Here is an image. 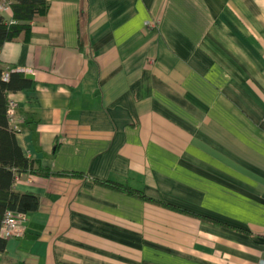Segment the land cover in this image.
I'll return each mask as SVG.
<instances>
[{"label":"crops","instance_id":"1","mask_svg":"<svg viewBox=\"0 0 264 264\" xmlns=\"http://www.w3.org/2000/svg\"><path fill=\"white\" fill-rule=\"evenodd\" d=\"M47 1L0 48L33 74L13 122L51 170L18 177L41 204L0 264H259L264 0Z\"/></svg>","mask_w":264,"mask_h":264},{"label":"trees","instance_id":"2","mask_svg":"<svg viewBox=\"0 0 264 264\" xmlns=\"http://www.w3.org/2000/svg\"><path fill=\"white\" fill-rule=\"evenodd\" d=\"M13 11V19H6L0 8V48L7 41L26 40L33 22L45 21L49 3L47 0H5ZM3 0H0V5ZM35 88V79L27 76L24 70L7 64L0 59V253L7 250L8 239L1 236V227L8 214L28 216L39 209V194L22 191L16 187L18 177L23 174L49 175V166H41L29 157L17 139L18 129L9 115L11 91ZM53 173V172H52ZM65 175H79L78 172H57ZM113 187H123L131 194L140 193L119 181L99 180ZM27 231V229H26ZM26 234V232H25ZM24 234V236H25Z\"/></svg>","mask_w":264,"mask_h":264},{"label":"built area","instance_id":"3","mask_svg":"<svg viewBox=\"0 0 264 264\" xmlns=\"http://www.w3.org/2000/svg\"><path fill=\"white\" fill-rule=\"evenodd\" d=\"M9 4L5 0L0 5V8L5 9L8 8ZM150 25H155L156 21L151 20L148 21ZM15 102L11 101L10 103V109H9V115H14V107ZM27 229V218L25 216H13L11 214H8L2 224L1 227V236L4 238H11L15 236V233H18V235L25 234ZM259 264H264V258H262L259 261Z\"/></svg>","mask_w":264,"mask_h":264},{"label":"rangeland","instance_id":"4","mask_svg":"<svg viewBox=\"0 0 264 264\" xmlns=\"http://www.w3.org/2000/svg\"><path fill=\"white\" fill-rule=\"evenodd\" d=\"M27 227H28V224H27ZM14 235H15V236H18V237H22V236H24V234H22V235H18V233H15ZM260 260H261V259H260ZM260 260H259V261H260Z\"/></svg>","mask_w":264,"mask_h":264},{"label":"water","instance_id":"5","mask_svg":"<svg viewBox=\"0 0 264 264\" xmlns=\"http://www.w3.org/2000/svg\"><path fill=\"white\" fill-rule=\"evenodd\" d=\"M27 76H28V77H33V74L30 73V72H28V73H27Z\"/></svg>","mask_w":264,"mask_h":264}]
</instances>
